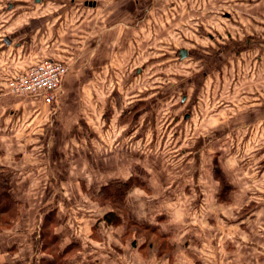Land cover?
<instances>
[{"label": "rangeland", "instance_id": "rangeland-1", "mask_svg": "<svg viewBox=\"0 0 264 264\" xmlns=\"http://www.w3.org/2000/svg\"><path fill=\"white\" fill-rule=\"evenodd\" d=\"M35 3V0H0V10L4 9V13H0V31L14 25L16 17L20 23L29 22L31 11L36 10L31 9ZM36 4V15L42 14L46 0H39ZM175 4V18L169 20L184 23L160 31L161 34L153 39L155 43L144 46L141 50L143 58L129 61L128 76L79 77L82 88L94 92L96 100L101 98V102H96L102 106L100 112L86 110L85 126L87 131L90 130L91 138L71 141L66 148L68 151L71 146L69 155L57 156L54 160V179L63 183H55L47 189H31L30 195L23 196V202H38L40 211L48 214L40 231V249L33 252L30 247L29 250L31 259L36 257L38 264H78L79 261L87 264V260L79 257L83 243H78L85 229V242L93 250H101L98 264H137L136 257L141 260L137 254L139 250L146 260L152 259L158 251L156 246H145L144 253L137 245L143 239L159 245L162 239L158 238L156 230L146 228L147 221L142 223L143 215L139 211L144 207L142 199L145 202L151 200L147 209L156 208L163 212L162 222L167 223L168 218L176 221L178 232H172L174 235L189 232L190 243L183 237L179 243L181 246L168 249L171 247L168 241L166 252L172 254L167 256L175 254L177 258H183L185 253L180 252L185 251L187 245L196 252L192 245H197L194 238H200L212 242L218 251L214 261L207 264H242L243 261L253 264L248 262L249 257L227 261L221 247L223 245L226 253L227 250L234 251L231 248L234 244L238 245L236 248L243 246L244 242L246 246L253 245V230L262 227L264 232V166H257L254 158L260 142L255 141L254 146L250 141V146L245 148L243 145L241 150L242 142L235 140L236 135L242 134L243 137L244 133H250L254 138L260 129H264V105L254 108L257 89H261L264 101V25L231 27L221 11L220 0H190L189 4L187 1ZM199 4L218 7L202 9ZM160 13L163 18L166 16L165 10ZM209 31L213 32V41L207 36ZM226 31L231 37L225 35ZM167 37L170 43L166 44L164 55L160 48ZM255 37L261 40L259 50L252 46ZM246 38H251L250 46L244 44ZM178 46L190 48L191 56L176 57L174 49ZM254 49L257 54H262V63L255 60ZM64 63L68 71L61 87L71 72L70 65ZM139 64L145 66L138 73ZM254 70L260 71L261 81L255 80L257 72ZM9 78L6 88L11 94L7 83ZM56 101L57 98L48 104L50 108L56 107L55 112L59 108ZM254 116L258 118L253 125L250 120ZM97 123L100 126L97 127ZM97 130L100 136L94 134ZM80 144L84 145V150H79ZM48 146L53 157L45 159L51 160L60 154L51 142ZM61 164L63 171L69 168V174L60 173ZM251 165L253 168L249 171L254 172L248 181L252 182L247 185L249 188L237 194V189L230 183L232 176L237 175L238 166ZM232 166L236 172L228 171ZM127 179L130 186L125 190L117 191L114 186L108 188L112 181ZM14 180L0 178V183L8 189L9 186L12 188ZM233 183L236 184V180ZM252 183L256 184L255 189ZM111 191H117L118 196ZM131 201L137 202L134 212ZM17 203L14 214L10 211L1 215L0 212V229L10 231L14 224L22 229L33 224V220L27 223L31 215L20 218L25 205L18 200ZM110 211L113 215L105 216L108 221L104 215ZM31 212V209L27 211L28 214ZM254 213L262 215V222L255 220L256 216L251 215ZM32 215L39 217V214ZM51 217L56 220H50ZM144 217L146 220L154 218L148 212ZM243 218L245 221L241 223ZM244 228L247 237L238 236L239 230ZM61 229L69 230L68 239L60 238L56 233ZM36 230L38 232V226ZM229 230H235L237 235L230 236ZM23 234L29 236L30 232L25 230ZM64 239L69 242L66 248H63L66 245L63 242H67ZM227 242L230 245H225ZM246 249L253 250V247ZM163 261L164 264L169 262L164 258Z\"/></svg>", "mask_w": 264, "mask_h": 264}, {"label": "crops", "instance_id": "crops-1", "mask_svg": "<svg viewBox=\"0 0 264 264\" xmlns=\"http://www.w3.org/2000/svg\"><path fill=\"white\" fill-rule=\"evenodd\" d=\"M51 1L46 0L47 4L43 13L36 15L38 13L36 3L39 0H35L36 3L31 6V9L36 8V10L31 11L29 22L22 21L20 23L19 18L16 17L17 20L14 25H10L0 31V40L4 43V45H2V42L0 43V178L9 177L15 179L12 183V188L9 186L8 193L16 201L18 200L25 205V208L21 211L22 213L20 212L19 214L20 218L23 215L24 218L31 215L27 223L29 224L30 220L34 221L31 226L23 229L16 224L13 225V229L10 231L0 229V264H38L36 257L33 260L31 259L29 250L30 247L33 252H37L40 249V245L38 248L40 231L45 222L43 219L44 217L46 218L47 214L40 211L41 207L39 208L38 202H23V196L30 195L31 189H47L53 187L55 183H63L61 180L54 179L53 171H55L54 165L56 163L54 160L57 159V156L63 157L69 155L71 146L68 151H66V148L69 147V144L71 145V141H83L86 138H91V132L90 130L87 131L85 126L86 110L97 109L100 112L102 106L100 107L96 102H101V98L98 97L96 100L94 92H89L88 89L82 88L79 77L112 78L128 76L129 61L143 58L144 53L141 50L144 46L155 43L153 39L158 37L156 36L157 34H161L160 31L174 28L175 26H180V23H184L175 19H169L175 18V13L173 12H175L176 2L187 1V4H189L190 0ZM203 1L199 0V2ZM209 1L218 2L219 0ZM220 1L222 3L221 11H223V15L229 21L231 27L250 28L264 25V0ZM206 6L218 7L199 4V7L202 9L206 8ZM163 10H165L166 14L164 18L160 13ZM1 12L4 13V9L3 11L0 10ZM222 22L224 23L225 21ZM225 35L231 37L229 31H226ZM207 36L211 41L215 38L213 32L210 31L207 32ZM166 39L161 43L162 47L160 48L163 51L161 54L164 55L166 53L165 46L167 43H170L168 41L169 38L167 37ZM252 40V46L259 50L261 46L260 38L255 37ZM243 41L244 44L251 45V38H246ZM180 49L179 46L175 47L174 53L176 57L184 59L191 56L190 48H185L186 54L182 57L180 56ZM256 49L253 52H256ZM257 53H255V60L257 59V62L262 63V54L259 55ZM43 58L64 61L71 67V72L63 81L61 93L59 92L60 94H58L56 104L59 108H57L56 112V107L50 108L39 96L29 95L23 97L9 94L6 88L7 78L22 72L28 66ZM149 58L146 61H149ZM143 66L145 64H139L136 72L142 71L144 69ZM256 72L257 76L255 80L261 81L260 71ZM203 73L207 74L206 71H203ZM257 91H259L257 92L258 99L255 100L254 108L262 104L264 105V101L261 99V89H257ZM99 93H101V90ZM183 96L182 100L185 99V96ZM186 115L188 116V114ZM256 118L258 117L254 116L250 120V124L254 125V122L257 120ZM98 126H100L99 123H97ZM94 134L100 136L98 130L97 134ZM244 134V138L241 136L242 134L236 135L235 140L242 142L240 145L241 150L243 145H245V148L249 147L248 143L250 141H253L254 146L257 144L255 141H259L260 143L257 145L260 146L254 151V158L257 160L256 165L263 167L264 143L262 141H264V129H260L254 138H251L250 133ZM49 142L60 153L56 154V157L51 160L45 159V157H53L51 150H47ZM73 147H76V145ZM79 150H84L83 144H80ZM79 150H76V152L79 153ZM61 166L60 173L69 174V168L63 171V164ZM247 167L238 166L237 175L232 176L231 181L229 180L237 189V194L242 189L249 188L247 185L252 182L248 181V178L253 175L254 171H249V168L252 170L253 165ZM233 168L234 166L228 171L236 172ZM17 171L19 173H16ZM223 172L226 173L224 168ZM235 180L236 184L233 183ZM253 181L256 180L254 179ZM251 185L254 187L253 189L256 188L255 183ZM96 187L99 189L98 186ZM146 200V202L144 199L141 200V204L144 207L139 210L143 215L142 223H146L144 221H147L149 225L146 228L151 227L156 230L158 238L161 237L162 240L160 242L158 240L159 245H157L152 240L150 242L149 239H143L140 245H137L138 249H142L145 253L147 249L145 246L148 247L151 244L150 246H156L158 251L152 259L146 260L144 254L141 255L139 250L137 254L139 253L141 260L136 257V260H139L137 264H164L163 258L169 261L168 264H207V262L214 261V255L218 252L215 251L216 247L212 242L200 240V238H194L197 240V245H192V247L196 249V252L191 251V246L187 245L185 251L180 252L185 253L183 258H177L175 254L167 256L166 254H172L166 252L168 241L171 244V247H168V249H172L176 245L181 246L179 243L183 237L190 243L189 239L191 237L189 232H180V234L174 235L172 232H178L175 227L178 225L176 221L168 218L167 223L166 221L162 222L163 212H159L156 208L147 209L151 204V200ZM125 201L127 202L126 197ZM254 202L256 203L255 200ZM129 203L132 204V211L134 212V206L137 205V202L131 201ZM246 204L247 200L243 204L242 211L245 210ZM145 205L147 206L145 207ZM30 209L32 212L28 214L27 211ZM147 212L149 215H153L154 218L146 220L144 216H146ZM32 214H39V217ZM242 215H245V212L240 216L242 217ZM251 215L256 216V221L262 222L261 214L257 215L254 213ZM51 218L49 219L52 221L56 220V217ZM58 219H60V216ZM243 221H245L244 218L241 220V223ZM37 226L39 228L38 232L36 230ZM170 226L171 228H167ZM32 227L36 228L32 229ZM83 229H85L84 226ZM261 229L262 227H260V230H253V245L246 246L244 242L243 246L236 248L238 245L234 244L231 247L234 251L227 250L226 253L222 245L221 249H223V254H225L227 261H235L236 259L245 260L249 257L251 260L248 262L264 264V260H262V254H264V232ZM25 230L30 232L29 236L23 234ZM56 233H58L60 238L68 239L70 236L67 229H61ZM246 234L247 231L244 228L243 231L239 230L238 236H246ZM231 235H237L235 230L231 231ZM86 236L85 229L82 239H78L79 244L80 242L83 243L79 257L87 260V264H98L100 259L98 254H101V250H93L92 246L85 242ZM170 238L173 242H171ZM66 239L64 240L67 241ZM63 243L66 244L63 248H66L69 244L68 241ZM225 245H230V242H227ZM251 246L253 250L246 249V247ZM203 256H205V260ZM78 264H81V261ZM242 264H246V261H243Z\"/></svg>", "mask_w": 264, "mask_h": 264}, {"label": "built area", "instance_id": "built-area-1", "mask_svg": "<svg viewBox=\"0 0 264 264\" xmlns=\"http://www.w3.org/2000/svg\"><path fill=\"white\" fill-rule=\"evenodd\" d=\"M67 71L63 61L44 58L9 78L7 83L11 94L36 95L51 104L61 90L62 79Z\"/></svg>", "mask_w": 264, "mask_h": 264}, {"label": "trees", "instance_id": "trees-1", "mask_svg": "<svg viewBox=\"0 0 264 264\" xmlns=\"http://www.w3.org/2000/svg\"><path fill=\"white\" fill-rule=\"evenodd\" d=\"M129 183H130L129 179H127L125 181H121V180L114 181V182L112 181L111 184L108 185V188L110 189V188H113L112 186H114V189H116L117 191L118 190L122 191V190H125L126 188H128L130 186ZM117 191H111V192L115 193V197L118 196ZM17 204H19V203H17V201L10 196V194L8 193L7 187L4 184L0 183V212H1V215H2V213L3 214H5V213L9 214L10 211L12 212L11 214H14L15 210L17 209L15 207V206H17ZM12 205L13 206L15 205L14 208ZM108 214L113 215V212L110 211V212L105 213L104 218H105V216L108 217L107 216ZM105 219H107L109 221L108 218H105ZM52 235H54V234L52 233Z\"/></svg>", "mask_w": 264, "mask_h": 264}, {"label": "water", "instance_id": "water-1", "mask_svg": "<svg viewBox=\"0 0 264 264\" xmlns=\"http://www.w3.org/2000/svg\"><path fill=\"white\" fill-rule=\"evenodd\" d=\"M6 39H8V38L6 37ZM179 52H180V56L182 57V56H184L186 54V49L185 48H181Z\"/></svg>", "mask_w": 264, "mask_h": 264}]
</instances>
